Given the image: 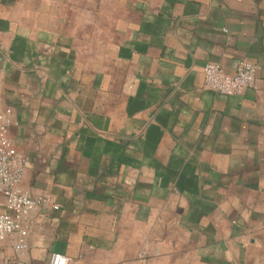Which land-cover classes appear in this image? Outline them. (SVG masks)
<instances>
[{
  "label": "crops",
  "instance_id": "1",
  "mask_svg": "<svg viewBox=\"0 0 264 264\" xmlns=\"http://www.w3.org/2000/svg\"><path fill=\"white\" fill-rule=\"evenodd\" d=\"M6 107L27 264H264V0H0Z\"/></svg>",
  "mask_w": 264,
  "mask_h": 264
},
{
  "label": "built area",
  "instance_id": "2",
  "mask_svg": "<svg viewBox=\"0 0 264 264\" xmlns=\"http://www.w3.org/2000/svg\"><path fill=\"white\" fill-rule=\"evenodd\" d=\"M204 87L223 95H240L256 82V66L240 60L231 74L215 62L202 67ZM12 110L0 111V264H27L20 256L27 252V235L31 216L41 207L52 204L44 195H32L21 188L24 176V157L17 150L9 135ZM10 255L4 253V249ZM143 254L140 255L142 257ZM44 264H76L75 260L60 252H51Z\"/></svg>",
  "mask_w": 264,
  "mask_h": 264
}]
</instances>
